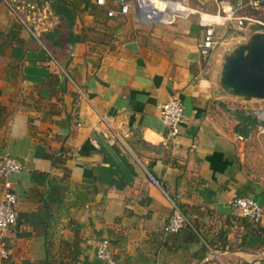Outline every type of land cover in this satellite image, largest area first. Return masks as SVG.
<instances>
[{"label":"crops","instance_id":"crops-1","mask_svg":"<svg viewBox=\"0 0 264 264\" xmlns=\"http://www.w3.org/2000/svg\"><path fill=\"white\" fill-rule=\"evenodd\" d=\"M15 1L49 15L32 36L0 0V157L22 165L0 178L16 215L1 264H104L101 238L115 264H264V96L226 78L229 60L264 37V5L148 0L160 18L145 22L134 0L112 16L115 0ZM202 21L214 39L205 56ZM171 96L182 104L173 139L158 118ZM234 196L260 205V219L240 216ZM167 198L189 228L163 230Z\"/></svg>","mask_w":264,"mask_h":264},{"label":"built area","instance_id":"built-area-1","mask_svg":"<svg viewBox=\"0 0 264 264\" xmlns=\"http://www.w3.org/2000/svg\"><path fill=\"white\" fill-rule=\"evenodd\" d=\"M8 9L15 17V19L32 35L36 36L41 30L47 27L48 11L43 7L25 3L21 8L18 6L15 0H4ZM94 4L101 5L103 0H93ZM117 9L113 11L111 9L105 12L106 16H112L115 13L124 14L128 11V4L125 0H115ZM254 4L264 5V0H251ZM240 0H236L234 8H240L242 6ZM244 18L238 17V23ZM203 32L200 41L197 43L198 52L200 55L205 56L214 44L212 28L208 22L202 21ZM257 116L262 123L259 127V132L264 133V111H259ZM158 118L165 130L166 135L173 139L177 133L178 125L182 119V104L176 97H168L164 101L158 104ZM21 163L13 156L3 155L0 157V178H5L7 175L16 173L21 170ZM146 179L157 186L159 189V183L155 177L150 173L145 172ZM169 205V214L165 219L163 230L166 232H175L181 227L188 225L187 218L182 213L180 207L171 199L167 198ZM15 196L11 191L10 184L4 180L2 182V188L0 192V264L8 256V250L4 244V232L7 228L15 222ZM231 207L237 210L238 214L247 218L252 222H257L262 215V207L255 201L247 196H234L229 200ZM94 257L103 262L104 264H115V260L112 255V250L105 238L98 239L94 247Z\"/></svg>","mask_w":264,"mask_h":264},{"label":"water","instance_id":"water-1","mask_svg":"<svg viewBox=\"0 0 264 264\" xmlns=\"http://www.w3.org/2000/svg\"><path fill=\"white\" fill-rule=\"evenodd\" d=\"M135 17L140 21L150 22L160 18V11L150 10L148 0L141 6L133 1ZM148 14V15H146ZM226 78L234 88L248 93L264 96V37L256 38L254 44L245 55H237L229 60V71ZM95 138L104 153L109 157L115 167L125 176L128 174L108 144L98 135Z\"/></svg>","mask_w":264,"mask_h":264},{"label":"trees","instance_id":"trees-1","mask_svg":"<svg viewBox=\"0 0 264 264\" xmlns=\"http://www.w3.org/2000/svg\"><path fill=\"white\" fill-rule=\"evenodd\" d=\"M58 7H60L63 11H67V9H65L64 5L59 4ZM110 164L113 165L111 162H110ZM113 170L116 171V172H118V170H117L115 167H113ZM120 176H121V175H120ZM121 177H122V176H121ZM185 226H186V228H189V227H187V225H185ZM185 226L181 227L180 229L185 228ZM180 229H178V230L175 231V232H178ZM188 230H190V229H188ZM175 232H170V233H175ZM190 235L193 236L192 232L189 231L188 236H190ZM201 251H202V250H201ZM42 263H43V264H46V263H48V262H47V261H44V262H42ZM214 264H218V263H214Z\"/></svg>","mask_w":264,"mask_h":264},{"label":"rangeland","instance_id":"rangeland-1","mask_svg":"<svg viewBox=\"0 0 264 264\" xmlns=\"http://www.w3.org/2000/svg\"><path fill=\"white\" fill-rule=\"evenodd\" d=\"M169 1H172V0H169ZM36 5H38V4H36ZM152 6V8L150 9V10H153L154 9V7H153V5H151ZM197 16H198V14H197Z\"/></svg>","mask_w":264,"mask_h":264}]
</instances>
